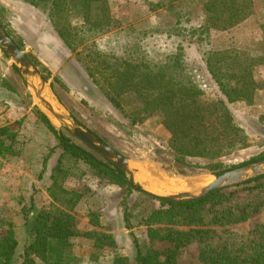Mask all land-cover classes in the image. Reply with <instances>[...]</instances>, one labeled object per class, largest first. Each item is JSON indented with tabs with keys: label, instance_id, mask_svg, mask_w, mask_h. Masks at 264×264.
I'll return each instance as SVG.
<instances>
[{
	"label": "rangeland",
	"instance_id": "obj_1",
	"mask_svg": "<svg viewBox=\"0 0 264 264\" xmlns=\"http://www.w3.org/2000/svg\"><path fill=\"white\" fill-rule=\"evenodd\" d=\"M33 1L38 5L28 0H0L1 24L18 38L25 54L47 75L50 96L82 127L96 133L150 175L151 178L136 173V184L164 194L193 191L210 181L213 174L205 167L211 160L186 157V166L177 161L169 149V133L160 115L139 113L142 104L132 91L122 95L120 108L115 107L78 59L85 52L90 59L102 54L107 59L110 56L156 64L180 47L184 76L203 90L205 100H212L218 91L205 69L204 50L247 53L257 59L264 52V0H252L251 12L234 27L211 30L207 43L192 41L185 33L187 27L195 30L203 25L202 0H88L83 7L82 0ZM55 25L63 32L72 28L74 42H82L78 49L72 51L64 45ZM176 28L182 30L178 33ZM256 76L260 81L252 104L230 105L249 143L215 160L229 170L264 153V123L258 120L264 112V67ZM36 109L24 81L0 49V127L12 125L17 131L16 146L21 149L18 156L0 158V238L9 226L13 228L18 242L15 263L20 262L19 254L26 244L24 210L51 207L50 174L60 156L66 171L62 185L78 194L71 210L72 229L96 235L71 238L74 264H113L119 257L127 258L125 264H135L133 237L142 250L171 249L174 243L168 240L151 242L150 228L143 223L153 210L162 208L160 202L135 190L128 193L84 162L62 155L58 140L38 118ZM131 115L138 119L131 121ZM27 144L28 153L22 152ZM259 183L264 186V180ZM257 184L224 188L223 197L208 202L196 217L175 211L150 227L164 235H173L175 230L190 231L189 241L176 252V264H204L200 260L202 248L221 249L227 242L248 238L251 231L264 225V191L256 195ZM238 206L258 210L241 222L211 221L216 213L237 210ZM124 211L128 223L124 221ZM101 234L110 235L113 243H97L95 238Z\"/></svg>",
	"mask_w": 264,
	"mask_h": 264
},
{
	"label": "trees",
	"instance_id": "obj_2",
	"mask_svg": "<svg viewBox=\"0 0 264 264\" xmlns=\"http://www.w3.org/2000/svg\"><path fill=\"white\" fill-rule=\"evenodd\" d=\"M28 1L38 5L33 0ZM85 3H88V0H82V7ZM252 4V0H202L203 25L195 30L187 27L185 33L192 41L207 43L211 30L225 31L239 24L245 19L246 13L251 12ZM0 25L4 26L1 22ZM55 27L64 45L70 50L74 51L82 44V42H74L76 35L72 33V28L63 32L58 26L55 25ZM3 28L16 45L23 50L18 38L13 36L8 29ZM176 30L179 33L182 29L176 28ZM181 51L179 47L164 62L156 64L110 56L107 59L102 54L97 57L92 56L93 59H90L85 52L81 53L82 57L78 60L81 61L104 96L115 107L120 108L122 95L132 91L142 104L138 110L139 113L160 115L161 123L169 133V149L176 156L177 161L186 166L188 165L185 162L186 157L206 158L212 163L205 168L213 175H219L229 169L224 168L221 162L215 160L236 149L244 148L249 143L248 134L235 120L230 105L252 104L260 81L256 75L258 70L264 67V52L254 59L247 53L204 50L202 60L205 69L218 91L214 99L205 100L203 90L184 76L185 64ZM26 56L46 80L47 75L39 69L38 63L27 54ZM13 68L17 72L14 66ZM35 112L49 132L58 140L62 155L66 154L74 160L84 162L96 174L107 177L111 183L124 188L128 193L133 191L130 180L123 170L77 140L66 129H56L37 109ZM137 119L136 116H130L131 121ZM75 120L80 124L77 119ZM258 120L264 123V112ZM16 144L17 131L12 125L1 126L0 158L18 156L20 148ZM263 158L264 153L230 169ZM62 166L60 156L50 174L51 182L48 192L53 202L51 207L39 210L29 207L24 210L23 230L26 244L19 254L21 260L18 264H74L71 259V238L75 236L94 238L96 236L94 232L80 234L72 229L74 215L71 210L78 194L63 187L62 179L66 177V171ZM261 180H264V175L242 184L258 183L255 194L259 195L264 191V186L262 187L259 183ZM136 186L139 187L138 184ZM221 191L222 189L215 190L201 199L187 202L158 200L162 208L153 210L143 220V223L150 228L148 238L151 242L168 240L174 243V246L164 251L152 248L142 250L137 239L133 237L136 248L135 264H176V252L181 245L189 241L190 231L175 230L173 235L171 233L164 235L150 226L175 211L180 214L185 213L189 217H196L208 202L215 199L218 201L223 197ZM257 210V207L246 210L244 206H238L237 210L224 209L221 214L216 213L212 216L211 221L219 224L241 222ZM124 221L129 222L126 211H124ZM111 239L110 235L101 234L95 238V241L101 243L109 240L113 243ZM17 246L18 242L13 228L9 226L6 234L0 238V264H17L15 263ZM126 260V257H119L113 264H125ZM200 260L204 264H261L264 261V225L251 231L248 238L241 237L227 242L226 246L221 249H210L208 246L202 248Z\"/></svg>",
	"mask_w": 264,
	"mask_h": 264
},
{
	"label": "water",
	"instance_id": "obj_3",
	"mask_svg": "<svg viewBox=\"0 0 264 264\" xmlns=\"http://www.w3.org/2000/svg\"><path fill=\"white\" fill-rule=\"evenodd\" d=\"M0 49L12 62V65L16 68L19 76L24 81L37 109L46 116L49 122L56 129H66L77 140L83 142L104 159L111 162L117 168L123 170L126 173L127 178L130 180L131 188L135 191L144 193L157 200L187 202L201 199L212 191L242 184L246 181H250L264 175L263 158L256 162L226 170L219 175H212V179L209 182L193 191L154 194L147 189L142 188L140 185L138 187L136 186L134 175L138 173L151 178L150 175L136 165L131 159L125 157L105 141L100 139L89 129L78 124L75 118L63 109L58 100L56 98L53 99L50 96V92H52L51 88H49L42 73L26 56L25 52L16 45L1 25ZM46 93L52 98L53 102L57 105V108L49 100H47L45 96Z\"/></svg>",
	"mask_w": 264,
	"mask_h": 264
},
{
	"label": "bare ground",
	"instance_id": "obj_4",
	"mask_svg": "<svg viewBox=\"0 0 264 264\" xmlns=\"http://www.w3.org/2000/svg\"><path fill=\"white\" fill-rule=\"evenodd\" d=\"M45 96H46V98H47V100H49L56 108H57V106H56V104L53 102V100H52V98L46 93L45 94ZM209 182V181H208ZM197 183V182H196ZM206 183V182H205ZM150 192H152V193H157V191H155V190H150Z\"/></svg>",
	"mask_w": 264,
	"mask_h": 264
},
{
	"label": "crops",
	"instance_id": "obj_5",
	"mask_svg": "<svg viewBox=\"0 0 264 264\" xmlns=\"http://www.w3.org/2000/svg\"><path fill=\"white\" fill-rule=\"evenodd\" d=\"M19 147V146H18ZM24 148V149H23ZM22 148V152H26V153H28V151H29V149H30V147H29V144H27L25 147H23ZM21 150V149H20ZM55 166V165H54Z\"/></svg>",
	"mask_w": 264,
	"mask_h": 264
}]
</instances>
